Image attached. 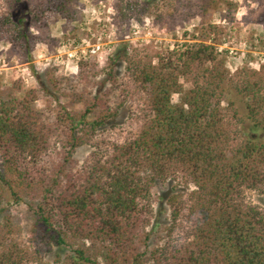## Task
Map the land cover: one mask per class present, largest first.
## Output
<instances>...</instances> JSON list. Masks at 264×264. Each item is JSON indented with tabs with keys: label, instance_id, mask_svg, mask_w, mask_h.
Here are the masks:
<instances>
[{
	"label": "trees",
	"instance_id": "1",
	"mask_svg": "<svg viewBox=\"0 0 264 264\" xmlns=\"http://www.w3.org/2000/svg\"><path fill=\"white\" fill-rule=\"evenodd\" d=\"M75 2L45 0L43 9L73 20ZM234 7L232 0H198L197 10ZM7 22L0 19V38ZM20 33L29 37L27 27ZM221 33L201 24L198 41L158 54L156 63L135 61L122 47L102 77L97 61L87 59L76 75L34 70L33 88L4 93L0 79V215L4 205L24 203L29 243L68 250L59 264H264V211L241 199L242 188L264 187V139H246L228 156L215 88L195 81L184 90L180 82L194 70L216 87L226 79L216 47ZM123 63L130 82H119ZM251 96V131L264 133V98ZM125 120L135 131L112 139ZM84 145L92 150L79 163L74 154ZM167 180L176 186L154 215L153 191ZM164 207L170 240L155 244L149 227ZM12 220H0V264H26ZM177 225L184 236L172 240Z\"/></svg>",
	"mask_w": 264,
	"mask_h": 264
},
{
	"label": "rangeland",
	"instance_id": "2",
	"mask_svg": "<svg viewBox=\"0 0 264 264\" xmlns=\"http://www.w3.org/2000/svg\"><path fill=\"white\" fill-rule=\"evenodd\" d=\"M232 1L235 3L232 9L201 14L197 10L198 0H77L73 3L76 18L68 20L44 11L45 0H0V19L9 18L0 38V79L4 93L14 91L17 86L35 87L34 70L43 72L56 68L58 74L76 75L80 60L97 61L102 77L109 58L122 47L135 61L156 63L158 54L198 41L195 38L198 27L213 23L222 29L216 47L224 60L226 79L216 87L207 74L194 70L181 76L180 82L184 90L191 88L195 81L211 83L215 88L221 126L228 137L226 152L232 156L234 148L246 139H264L261 130L251 131L255 128L254 119L248 110V104H254L253 93L264 98V0ZM25 27L29 37L20 33ZM96 44L100 49L90 54L89 49ZM127 73L125 63L118 67L120 83L130 82ZM172 100L179 102L180 94H173ZM43 103L42 99L36 101L38 107ZM260 109L258 118L264 115V104ZM134 127L132 121L125 120L109 136L121 140L134 132ZM91 150L88 145L81 146L74 156L81 163ZM172 186H176V181L167 180L155 187L154 215L163 203L162 194ZM241 199L264 211V187L242 188ZM3 207L6 209L0 220L10 214L19 227V232L13 236L27 250L26 264H59L58 255L63 257L68 250L56 247L41 250L29 243L31 220L26 205L20 202ZM168 217L169 211L164 207L156 223H151L152 243L163 244L170 240L164 229L171 224ZM182 233L177 225L171 239H178ZM183 236L184 233L180 237Z\"/></svg>",
	"mask_w": 264,
	"mask_h": 264
},
{
	"label": "built area",
	"instance_id": "3",
	"mask_svg": "<svg viewBox=\"0 0 264 264\" xmlns=\"http://www.w3.org/2000/svg\"><path fill=\"white\" fill-rule=\"evenodd\" d=\"M99 49H100V45L99 44H96V45H93L91 47V49H89V52H90V54H96Z\"/></svg>",
	"mask_w": 264,
	"mask_h": 264
}]
</instances>
